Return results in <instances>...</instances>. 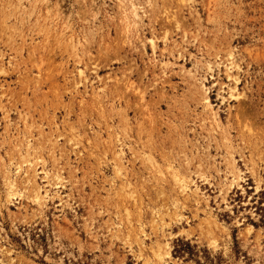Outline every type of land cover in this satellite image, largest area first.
Listing matches in <instances>:
<instances>
[{
  "label": "rangeland",
  "instance_id": "rangeland-1",
  "mask_svg": "<svg viewBox=\"0 0 264 264\" xmlns=\"http://www.w3.org/2000/svg\"><path fill=\"white\" fill-rule=\"evenodd\" d=\"M165 244L160 264H264V0H0V264H156Z\"/></svg>",
  "mask_w": 264,
  "mask_h": 264
},
{
  "label": "bare ground",
  "instance_id": "bare-ground-1",
  "mask_svg": "<svg viewBox=\"0 0 264 264\" xmlns=\"http://www.w3.org/2000/svg\"><path fill=\"white\" fill-rule=\"evenodd\" d=\"M137 8L135 7V6H133L132 7V13H133V16H135V17H138V14H137ZM151 41V40H150ZM154 43H153V41H151V46H152V48L154 49L155 47H154ZM232 54L233 53H230L229 52V55H230V57L232 56ZM231 64H233V62L231 63ZM234 66V65H233ZM231 67L232 66H230V67H228L227 69H226V72H227V75L228 76H230V73H231ZM80 72V71H79ZM83 72V71H82ZM82 74V73H81ZM235 79V83L237 82V78L236 77H234ZM228 94H229V99L230 100H236V101H238L239 100V98L242 96V94L240 93V92H238V90H237V88H236V85H234L233 87H230L229 88V90H228ZM202 100H203V103H204V108L206 109V110H208L209 112H208V114H209V116L211 117V119L212 120H214V121H219V116H218V114H217V112L215 111V110H213V108H212V103H211V101H210V99H209V97L205 94L203 97H202ZM216 122V123H217ZM31 148V141L28 139V138H26V140H25V146H24V149H25V151H29V149ZM230 155H232V153H230ZM230 157V156H229ZM232 158V157H231ZM118 162H116V163H118V167L119 166H122V168H123V165H124V163H123V158L121 157V151L119 152V154H118ZM232 160H233V158H232ZM231 160V161H232ZM25 162L26 163H28V167L25 169V167H24V169L25 170H23L22 172L20 171L21 170V168H22V166H21V162H19V164H17L16 166H15V175H19V174H22V173H25V174H28V171L29 170H32V172H33V176L35 177L38 173H43V179H47V180H50L49 179V171H47L44 167L43 168H40V171L38 170V167H37V165L38 164H35V163H31V161H29V160H25ZM8 166V165H7ZM117 167V168H118ZM233 167L235 168H233L234 169V172H232V175H231V178H229V177H227V175H226V179H227V182H226V184L225 185H227V187H226V189L227 190H229V189H231L232 187H237V188H242V186L239 184L240 183V181H242L243 180V176H242V174H241V171L240 170H238L237 168H236V165H233ZM115 168H116V166H115ZM10 168L9 167H7V169H6V171L7 172H10V170H9ZM23 169V168H22ZM119 170L121 169L120 167L118 168ZM122 170V169H121ZM11 173V172H10ZM115 173H117V171L115 172ZM229 173V172H228ZM231 174V173H230ZM26 177H27V175H26ZM29 177V176H28ZM32 177V176H31ZM32 179V178H31ZM28 180H30V179H28ZM5 184H6V197H7V201H10L11 200V198L15 195V193H14V191H15V188H16V184H15V178H13L12 177V175H7L6 177H5ZM174 181H176V184L175 185H177V188L179 189V191L181 192V193H184V195L185 194H188V193H190L191 194V192L192 193H194V194H196L197 192H198V190H199V187L198 186H196L195 187V189L194 190H192L191 189V183H190V185H189V183H187V182H184V181H181L180 180V178H175L174 179ZM29 183V182H28ZM52 184L55 186V187H62V185H63V183L61 182V180H60V178H59V176H55V179H54V181L52 182ZM194 184V183H193ZM123 187V186H122ZM124 188H126V186L124 187ZM59 192V191H58ZM124 192H129V191H124ZM132 193V192H131ZM131 193H128V194H130V196H131ZM183 195V196H184ZM59 196V195H58ZM133 196V195H132ZM48 197V195H47V193H45L44 195H41V193H40V191H39V187L38 188H34L33 189V199H34V201H35V203H37V204H39V206L41 205H43L44 203H45V201H46V198ZM53 197V196H52ZM59 198V197H58ZM193 198V197H192ZM135 199V198H134ZM223 200H225V198H222ZM59 200H60V204H61V201H62V198H59ZM195 200V199H194ZM203 200L205 201V202H207V199L206 198H204L203 197ZM196 202H198L197 200H196ZM195 202V203H196ZM62 205H64V204H62ZM57 206V205H56ZM206 206H207V204H206ZM173 212V211H172ZM175 212V211H174ZM177 212V211H176ZM169 213H170V211H169ZM205 213V212H204ZM211 213V212H210ZM176 215V214H175ZM178 216V215H177ZM212 216H211V214L209 215L208 214V216L206 217V220H210V218H211ZM170 218H171V216H170ZM177 218V217H176ZM151 219H152V217H151ZM158 219H160L161 221L163 220V217L162 216H160V214H154L153 215V222H156ZM126 220H127V222L129 223V224H131V220L129 219V216H128V214H127V217H126ZM172 220H173V218H172ZM160 221V222H161ZM213 222H215L216 223V221L213 219ZM155 224V223H154ZM157 224V223H156ZM133 228H134V226H133ZM163 228V227H162ZM130 230V229H129ZM141 230V229H140ZM136 231V230H135ZM144 233V232H143ZM126 234H128V232L126 233ZM140 236V235H139ZM158 244V243H157ZM162 244V243H161ZM138 246V245H137ZM151 248V247H150ZM152 249V248H151ZM140 250V249H139ZM143 250V249H142ZM141 252V251H140ZM152 254H153V256L156 258V264H160L162 261H166V258H170V252H169V246L167 245V244H165L164 245V247H161L160 245H158L155 249H153V251H152ZM145 264H151V262H150V259H146L145 260Z\"/></svg>",
  "mask_w": 264,
  "mask_h": 264
}]
</instances>
